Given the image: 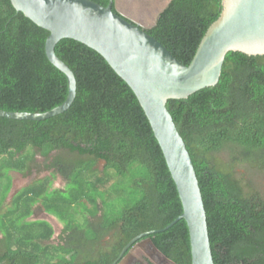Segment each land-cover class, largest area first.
<instances>
[{"label": "trees", "instance_id": "trees-1", "mask_svg": "<svg viewBox=\"0 0 264 264\" xmlns=\"http://www.w3.org/2000/svg\"><path fill=\"white\" fill-rule=\"evenodd\" d=\"M222 8V0H172L147 33L188 66ZM48 36L0 0V110L43 114L67 100V78L46 56ZM55 52L77 80L70 109L41 122L0 118V180L8 179L0 186V264H112L133 239L165 229L183 207L130 87L79 42L62 40ZM167 107L197 173L215 264H264V57L229 53L216 87ZM111 172L121 179L109 186ZM33 174L43 180L23 187L16 207L2 212L13 177ZM47 193L41 219L32 204ZM123 200L109 216L106 209ZM149 238L175 264H191L184 220Z\"/></svg>", "mask_w": 264, "mask_h": 264}, {"label": "water", "instance_id": "water-1", "mask_svg": "<svg viewBox=\"0 0 264 264\" xmlns=\"http://www.w3.org/2000/svg\"><path fill=\"white\" fill-rule=\"evenodd\" d=\"M10 1L17 13L49 32L46 56L66 76L68 97L63 105L47 113L0 110V118L41 122L68 111L77 96V80L56 55V46L62 40H74L97 52L135 94L164 155L183 207L182 214L165 229L149 231L133 239L120 258L141 242L140 245L148 244L165 263L175 264L149 237L184 220L189 230L191 264H215L197 173L167 105L171 100H185L201 90L216 87L229 53L264 57V0H222L220 17L208 29L188 66L147 33L157 25L172 0L152 12L138 1L131 6L134 14L125 9L127 14L141 19L143 27L114 11L119 0H109L108 6L92 0Z\"/></svg>", "mask_w": 264, "mask_h": 264}, {"label": "rangeland", "instance_id": "rangeland-1", "mask_svg": "<svg viewBox=\"0 0 264 264\" xmlns=\"http://www.w3.org/2000/svg\"><path fill=\"white\" fill-rule=\"evenodd\" d=\"M134 1H138L139 3L142 4V6L146 9L149 10V12L152 10H154L156 7H164L170 0H134ZM132 0V2H134ZM123 5H124V9H126L129 5V1L128 0H123ZM121 5V3H119ZM120 9H122L121 7H119ZM124 13L125 10H124ZM135 20L137 21H141V19L137 18L136 16H132ZM147 18L149 19V17L147 16ZM149 21V20H148ZM38 160L40 162H43V159L41 157H38ZM103 166V165H102ZM111 177H112V183L109 185H114L116 184L117 182L120 181V176L117 175L116 173L114 172H111ZM18 177L12 179V181H15V184H16V188L14 189L13 188V192H11L9 195H8V198L6 200V202L9 204L7 207L5 205V208H3L2 212L5 211L7 212V210H13L16 205H12L14 199H15V196H17V194L21 191V189L23 187H30L31 185L33 184H36V183H39L43 180V177H35V175L33 174L32 176L26 178V179H22V178H19L17 179ZM8 182V179H2L0 180V186L1 184H6ZM18 188V191H16V193H14V191ZM50 189L48 188V193H49ZM46 194L44 195V197H41L39 199H37V201L35 203L32 204V208L34 210V213L37 214V215H40L39 217L41 219H44L45 215L44 213L42 212L43 208H44V204H45V197H47L49 194ZM0 200H1V192H0ZM86 204V207L87 209H93V205L89 202H86L84 201ZM123 205H124V200L122 202H119V203H114L113 202V206H110L106 209L107 213H109V216H116V214H119V210L121 211L122 208H123ZM71 209H76L77 211H79L78 207L76 205L72 206ZM73 216H74V219L77 220L80 224L83 222V217H82V214L80 212H77L74 211L73 212ZM11 217H13V215H11ZM147 251V250H146ZM68 259V258H67Z\"/></svg>", "mask_w": 264, "mask_h": 264}, {"label": "flooded vegetation", "instance_id": "flooded-vegetation-1", "mask_svg": "<svg viewBox=\"0 0 264 264\" xmlns=\"http://www.w3.org/2000/svg\"><path fill=\"white\" fill-rule=\"evenodd\" d=\"M115 8L123 16L126 18L128 17V19L143 27L142 21H137L134 19L135 17H132V15L124 13V5L117 4ZM130 10H132V8H130ZM131 13L134 14L133 10ZM136 14L138 15V13ZM140 243L141 242H139L138 246L136 247V250L131 249L122 258H120L123 252L122 251L120 255L112 262V264H167L152 251L148 244L142 243V245H140Z\"/></svg>", "mask_w": 264, "mask_h": 264}, {"label": "clouds", "instance_id": "clouds-1", "mask_svg": "<svg viewBox=\"0 0 264 264\" xmlns=\"http://www.w3.org/2000/svg\"><path fill=\"white\" fill-rule=\"evenodd\" d=\"M130 2H132V0H130ZM130 2H129V5H128L127 8H131V6L134 4L135 1L132 2V3H130ZM119 3H121V5H123L124 2H123V0H119L118 4H119ZM114 7H115V5H114ZM127 8H126V9H127ZM113 9H114V8H113ZM124 10H125V9H124ZM115 11H117L116 8H115ZM125 12L127 13L126 10H125ZM132 16H133V15H132ZM129 250H131V249H129ZM129 250H128V251H129ZM135 250H136V249H135Z\"/></svg>", "mask_w": 264, "mask_h": 264}, {"label": "bare ground", "instance_id": "bare-ground-1", "mask_svg": "<svg viewBox=\"0 0 264 264\" xmlns=\"http://www.w3.org/2000/svg\"><path fill=\"white\" fill-rule=\"evenodd\" d=\"M130 2V0H128ZM130 9V8H129Z\"/></svg>", "mask_w": 264, "mask_h": 264}]
</instances>
